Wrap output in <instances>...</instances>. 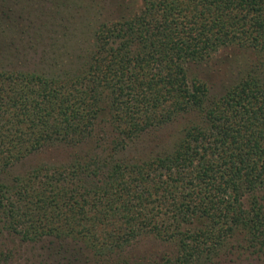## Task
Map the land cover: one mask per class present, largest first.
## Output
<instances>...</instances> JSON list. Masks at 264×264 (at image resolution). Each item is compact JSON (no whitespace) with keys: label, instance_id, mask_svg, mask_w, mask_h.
<instances>
[{"label":"trees","instance_id":"obj_1","mask_svg":"<svg viewBox=\"0 0 264 264\" xmlns=\"http://www.w3.org/2000/svg\"><path fill=\"white\" fill-rule=\"evenodd\" d=\"M84 25L69 58L0 67V264H264V0H140ZM228 46L253 56L211 95L187 66ZM179 121L171 147L139 146ZM143 233L176 253L134 259Z\"/></svg>","mask_w":264,"mask_h":264},{"label":"rangeland","instance_id":"obj_2","mask_svg":"<svg viewBox=\"0 0 264 264\" xmlns=\"http://www.w3.org/2000/svg\"><path fill=\"white\" fill-rule=\"evenodd\" d=\"M139 4L140 0H0V67L28 69L38 65V61L43 58L60 56L67 59L69 57L65 55L77 52L78 43H83L77 40L79 30L84 29L86 20L113 19L120 12L136 9ZM95 16L97 18L92 19ZM77 26L79 30H75L74 27ZM75 41L78 42L77 46ZM252 56L247 50L233 46L223 47L204 62L188 64V79L203 81L211 95H219L238 80ZM181 124L182 121H179L153 130L144 135L139 146L145 145L148 151L153 146L171 147L173 140L179 135L177 129ZM64 154L63 149L33 153L13 166V171L24 173L38 162L51 158L62 159ZM27 248L30 249L29 255L31 252L43 253L39 246ZM127 250L133 258L145 260L173 256L176 253L173 242L163 241L150 233L137 237ZM216 264L254 263L241 257L234 262L223 261Z\"/></svg>","mask_w":264,"mask_h":264}]
</instances>
